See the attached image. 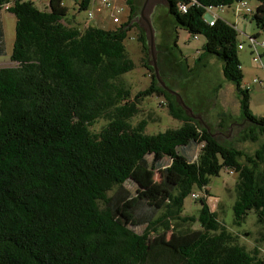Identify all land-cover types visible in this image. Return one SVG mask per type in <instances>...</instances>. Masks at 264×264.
<instances>
[{
  "label": "trees",
  "instance_id": "obj_1",
  "mask_svg": "<svg viewBox=\"0 0 264 264\" xmlns=\"http://www.w3.org/2000/svg\"><path fill=\"white\" fill-rule=\"evenodd\" d=\"M196 1L181 12L178 4L190 0H165L176 27L205 37L197 60L214 55L221 61L243 124L235 141L257 143L252 152L220 141L173 104L146 63L142 29L140 61L151 80L132 92L122 77L135 67L125 45L131 0L128 16L108 28L91 24L90 0L73 2L86 11L87 24L68 15L63 0H48L46 7L0 0V11L16 18L13 65L0 67V264H264L257 247L240 245L218 220L206 197L211 176L223 168L234 172V223L252 210L264 227V116L252 114L240 84L243 42L234 24L203 20L209 7L245 0ZM255 1L245 17L264 34V0ZM152 94L165 96L179 126L151 133L147 119L133 122ZM221 117L218 129L229 119ZM198 190L204 196L198 214L184 213L185 199L198 198Z\"/></svg>",
  "mask_w": 264,
  "mask_h": 264
},
{
  "label": "rangeland",
  "instance_id": "obj_2",
  "mask_svg": "<svg viewBox=\"0 0 264 264\" xmlns=\"http://www.w3.org/2000/svg\"><path fill=\"white\" fill-rule=\"evenodd\" d=\"M145 0L142 3L144 4ZM246 5L241 6L233 4L230 8L214 7L210 11L224 19L229 24H237L235 27L238 31V40L243 41L244 48L238 50V58L241 64L242 78L240 80L241 87L248 90L249 108L255 116H264V48L257 46L255 51L251 46L249 34L258 32L253 21L249 17L238 15L232 10L238 9L241 12L246 11V7L252 12L255 10L257 2L255 0H245ZM63 3L69 6V13L73 12L75 4L72 0H63ZM41 7L40 3H37ZM155 9L156 16L159 15L160 20L169 18L167 5L165 0H155L152 9ZM141 9V8H140ZM208 12V11H207ZM206 12V13H207ZM146 14V12H145ZM243 14V13H242ZM76 19L84 22L86 19V11L82 10L75 13ZM235 15L240 18L235 22ZM152 24V40H153V59L151 52L147 58V65L153 68V60L157 66L159 79L166 87V95L177 107H181L187 114L193 116L202 126L212 129L214 135L220 141L236 142L237 133L243 124L238 120L239 104L235 86L232 82L226 80L221 73V61L214 55H207L206 64L197 60L200 49L205 42L202 34L192 35L183 28H173L171 24H157L155 16L151 20V14L148 15ZM122 20L126 18L124 14ZM15 16L6 11H0V22L3 29L4 52L0 54V67L10 66V54L14 42L15 33ZM135 26L132 25L131 31L125 39V45L130 52V56L135 62V67L122 76L123 79L132 87L135 93L140 89L146 88L150 83L148 70L141 66V57H143L140 43L137 41L138 30L142 29L146 38L147 46L150 51V36L146 33L144 22L139 17L134 20ZM91 24L100 25L102 27H112L111 18L107 16L106 11H102L97 19H92ZM115 26V25H113ZM166 26V27H165ZM138 27V28H137ZM155 27V30H154ZM166 28L165 36H161L160 32ZM264 38V34L259 39ZM260 58L253 60V56ZM164 80V81H163ZM159 81V80H158ZM161 84V83H160ZM164 88V87H163ZM163 102V103H161ZM167 100L163 95L152 94L147 96L141 103V111L133 122H137L141 118L148 120V132L163 131L166 128L179 126V121L173 119L168 114L166 106ZM160 104V105H159ZM227 116L226 127L217 128V123ZM223 117V118H224ZM104 120H98L91 129L97 131ZM238 148L252 152L257 148V143L246 141L234 143ZM198 151V146H194L193 151H188V155L194 157ZM150 159V157H149ZM167 162V160H164ZM154 183L159 180V174L155 172L152 177ZM236 174L231 173L228 169L223 168L218 175L211 176L207 184L209 194L207 203L210 208L216 212L218 220L233 234L238 235V243L251 250L257 247L260 256L264 257V240L261 239L264 227L257 223V216L251 210L246 215L241 224L234 223L233 202L235 198L234 184ZM125 186L133 191L136 185L131 181L125 183ZM204 197L203 192L198 190V198L191 199L189 196L184 201V213L198 214L201 206L200 198ZM144 226V225H143ZM142 227H138L140 232Z\"/></svg>",
  "mask_w": 264,
  "mask_h": 264
},
{
  "label": "built area",
  "instance_id": "obj_3",
  "mask_svg": "<svg viewBox=\"0 0 264 264\" xmlns=\"http://www.w3.org/2000/svg\"><path fill=\"white\" fill-rule=\"evenodd\" d=\"M26 1H31V2H40V1H48V0H26ZM74 3L75 2H80L81 0H72ZM92 3H97L95 6L90 7V5H92ZM197 4L196 0H190V2L188 4L186 3H179L178 4V8L180 9L181 12H186L187 7L189 5H194ZM238 5L244 6L246 5L245 1H240L238 3H236ZM90 5L87 11L88 17H94L96 14L100 13L103 11V9H108L111 11V16H112V22L117 24L119 22H121L122 18L119 17V14H123L124 8H125V4L124 5H119L116 4L114 2V0H90ZM211 7H209L206 12L203 14V20L208 23L209 25H213L215 20L218 18V16L214 15L211 13L210 11ZM238 10V9H237ZM246 11L248 13H251L252 10L248 7H246ZM245 14H247L246 12H244ZM250 37L251 40V46H253L254 50H257V46H261L262 48H264V38L262 39H257L254 37ZM238 49L242 48V45L239 44ZM254 61H257L260 58V55L258 56H253L252 57ZM192 197H196V194H192Z\"/></svg>",
  "mask_w": 264,
  "mask_h": 264
},
{
  "label": "crops",
  "instance_id": "obj_4",
  "mask_svg": "<svg viewBox=\"0 0 264 264\" xmlns=\"http://www.w3.org/2000/svg\"><path fill=\"white\" fill-rule=\"evenodd\" d=\"M127 0H114V2L116 3V4H119V5H124L125 4V8H124V11H123V14H122V16L125 14L126 15V17L128 16V14H129V6H128V4H127V2H126ZM143 1L144 0H131V6L133 7V9H134V13L132 14L133 16H132V20H131V24L132 25H134L135 26V23H134V20H135V18L136 17H138V15H139V13H140V11H141V9L140 8H142V3H143ZM38 3H40L41 4V7H46L47 6V1H40V2H38ZM97 3H92V5H90V7H93V6H95ZM64 5H66L67 7H68V15H71V17H73L74 19H76V15H75V13L76 12H79V10H78V7H77V5H75V8L73 9V12L72 13H69V6L67 5V4H65L64 3ZM224 8V7H223ZM152 9V8H151ZM104 11H106L107 12V16L108 17H110V18H112V16H111V11L110 10H108V9H103ZM232 12H233V14H234V12L236 13V14H240V15H242V16H245V13L244 12H241L240 13V11L239 10H237V9H235V10H232ZM212 14H214L213 12H211ZM243 13V14H242ZM99 14L100 13H98V14H96L94 17H93V19L95 18V19H97L98 17H99ZM150 14H151V20H152V18H153V16H155V18H156V21L155 22H157V24H162V23H164V24H162L163 26L165 25V24H171V25H173V28H178V27H176L174 24H173V21H172V19H171V17H169V18H167L166 19V23H165V21L164 20H160V17H159V15L158 16H156V14H155V9L153 8V10H152V13L150 12ZM214 15H216V14H214ZM238 15H235V18H236V20H235V22L240 18ZM121 16V17H122ZM216 16H218V15H216ZM246 18V17H245ZM87 22L89 23L90 21L86 18L85 19V21L83 22V24H87ZM112 22V21H111ZM112 24H114V23H112ZM237 24L235 23V26H236ZM166 27V26H165ZM138 28V27H137ZM166 28H163V30L160 32V35L163 37V36H165V34H166V30H165ZM140 30V29H139ZM139 30H138V32H139ZM154 30H155V27H154ZM261 34H263V33H259V32H257V31H255V32H251L250 34H249V36H255V35H257V38H260V35ZM239 41V40H238ZM239 42H243V41H239ZM244 48V44H243V47H242V49ZM242 49H240V50H242ZM264 52V51H263ZM260 55V54H259ZM206 58V57H205ZM202 65L203 64H206V59L201 63Z\"/></svg>",
  "mask_w": 264,
  "mask_h": 264
},
{
  "label": "water",
  "instance_id": "obj_5",
  "mask_svg": "<svg viewBox=\"0 0 264 264\" xmlns=\"http://www.w3.org/2000/svg\"><path fill=\"white\" fill-rule=\"evenodd\" d=\"M155 0H145L142 8H141V11L138 15V18L140 17L142 19V21L144 22V26L146 28V33L148 36H150V52H151V55H152V59H153V40H152V24L149 20V17L148 15L150 14L151 12V8H152V4L154 3ZM146 12V14H145ZM153 69H154V75L156 77L157 80H159V82L161 83L162 87H165V84L159 79V73H158V70H157V66L155 64V61L153 60Z\"/></svg>",
  "mask_w": 264,
  "mask_h": 264
}]
</instances>
